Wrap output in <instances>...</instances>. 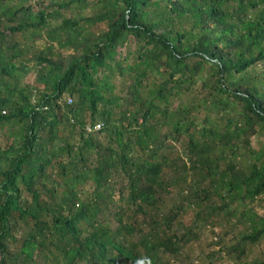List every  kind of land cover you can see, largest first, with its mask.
I'll return each mask as SVG.
<instances>
[{"label":"trees","instance_id":"16d2710c","mask_svg":"<svg viewBox=\"0 0 264 264\" xmlns=\"http://www.w3.org/2000/svg\"><path fill=\"white\" fill-rule=\"evenodd\" d=\"M99 2L93 17L63 19L47 34L71 52L31 59L36 96L5 80L28 69L15 65V44L3 56L0 31V127L10 129L0 148V264H167L199 224L231 217L226 208L239 195L264 199V149L249 144L264 130V0ZM5 13L17 23L9 35L58 18L28 6ZM80 21L106 29L92 37ZM127 39L134 49L118 59ZM113 72L126 96L112 94ZM96 123L99 131H85ZM240 150L254 162H237ZM113 176L122 204L111 229L103 215ZM173 188L179 204L166 201ZM190 209L194 220L179 233ZM239 218L249 226L231 247L235 264L264 239V216L247 209Z\"/></svg>","mask_w":264,"mask_h":264},{"label":"rangeland","instance_id":"374dc122","mask_svg":"<svg viewBox=\"0 0 264 264\" xmlns=\"http://www.w3.org/2000/svg\"><path fill=\"white\" fill-rule=\"evenodd\" d=\"M78 0H0V31L4 34V39L2 40L1 51L3 56L8 58L10 51L7 47L15 44L16 50L19 53V57L14 61L16 66L22 65L23 68H27L28 71L24 73L23 71H16L14 73V80L8 81V83H16L18 88H23L24 90H31L32 93L38 89L41 91L42 86L35 83V79L39 74V66L33 62L31 59L37 55L39 52H44L48 56L54 58L64 57L71 52L69 47L58 48L57 42L49 41L47 34L52 32L54 29H58L60 23L63 19L78 20L79 18H88L96 15L100 8L101 3L99 0H86L85 2L77 3ZM156 1V0H155ZM67 4V7L58 9L56 5ZM30 7L31 13L35 14L37 11L43 10L45 14H51L53 11L58 13V18H47V23L45 26L40 27L36 30L25 29L22 32L14 33L9 35L6 31L7 27L14 26L17 23H11L8 20V16L5 10H14L19 7ZM153 11V10H152ZM79 27H82L87 34H91L92 37L97 36L101 32L105 31V26L103 24L87 25L83 21L79 22ZM185 29H189L190 23H183L182 25ZM61 41L64 36H60ZM51 45V49L48 51L47 47ZM134 49L133 43L129 42L127 39L122 46L117 49V58H123L127 52ZM130 60L127 61V63ZM124 66L126 63H121ZM110 76L109 82L113 85L114 89L112 94L115 96L123 97L126 96L125 86L123 87V80L117 76L115 72L108 74ZM34 96L35 93H33ZM33 96V97H34ZM67 96V95H65ZM64 96V97H65ZM189 99V96L183 97V101ZM177 101L172 103L175 107ZM205 112H201L198 116V122L205 116ZM209 118L212 121L214 119L213 114H209ZM9 127H0V148L6 147L9 143ZM185 142V140H183ZM249 144L252 151L257 153L264 149V130H259L255 135L249 138ZM175 151H177L178 156L181 157L184 154L180 153V145L173 144ZM219 153L215 152L213 156H217ZM226 159H230L229 155L226 153ZM236 161L241 162L243 165H249L254 162L253 157H250L247 152L240 150L237 152ZM169 175V174H168ZM120 179L113 176L110 180L111 185V195L112 203L107 204V211L104 213L105 221L111 229L117 226V223L112 217V213L116 211V207L121 205V202H117V188ZM118 182V183H116ZM84 191L88 193L91 191L90 183L83 186ZM125 195V192H124ZM240 197V195H239ZM235 198L232 202L228 203L226 211L232 213L231 217L225 219H216L217 224L210 227L207 224H199L194 230L195 236L190 237L186 244L181 246L179 254L174 257L167 258L165 263L167 264H235V254L231 252V247H233L239 238V233H241L245 228L249 226L246 218L240 219L239 214L247 209H251L253 213L257 216H264V199L259 196L254 198L252 202L248 199L240 200V198ZM167 203L169 201L179 204L181 198L178 194V190L173 188L170 190V195L167 197ZM214 203L217 205V199H213ZM198 209L187 210L185 214L180 215L177 219V228L179 233H182L183 227L190 226L194 220L195 213ZM163 213L167 212L164 208ZM240 220V223L236 221ZM225 233V234H224ZM22 233H16L15 236L18 237ZM247 250L246 256L242 257L239 264H258L264 262V239L260 240L255 245L246 246ZM256 262V263H255Z\"/></svg>","mask_w":264,"mask_h":264},{"label":"built area","instance_id":"2783aa9c","mask_svg":"<svg viewBox=\"0 0 264 264\" xmlns=\"http://www.w3.org/2000/svg\"><path fill=\"white\" fill-rule=\"evenodd\" d=\"M67 103H70V99L67 100ZM101 128V124L96 123L95 125L91 126V127H85V131L87 133H94L99 131Z\"/></svg>","mask_w":264,"mask_h":264}]
</instances>
